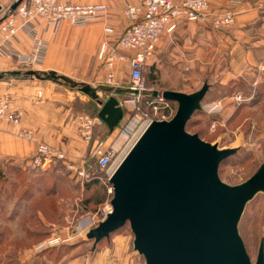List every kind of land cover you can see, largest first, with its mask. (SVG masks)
Here are the masks:
<instances>
[{
    "label": "crops",
    "instance_id": "crops-1",
    "mask_svg": "<svg viewBox=\"0 0 264 264\" xmlns=\"http://www.w3.org/2000/svg\"><path fill=\"white\" fill-rule=\"evenodd\" d=\"M56 1L76 5L103 4L108 6L109 12L104 18L94 20L84 27H74L67 21L56 27L44 28L43 25L41 29L45 31L43 38L47 50L43 64L36 67V71L55 72L77 83L87 84L98 89L100 97L107 95L106 100L113 92V96L123 102L127 98L130 84L129 64L120 66L121 73L116 72L117 86L114 90L106 84L107 70L97 56L104 42L114 45L124 33L129 26V20L124 14L125 8L137 5L139 0ZM208 1L210 13L214 15L232 10L235 13L234 24L228 30H214L201 22L183 19L177 22L173 33L164 34L151 61L154 75L159 76L162 84L168 82L171 86V89L164 92L192 94L176 89L174 85L178 80L175 79L185 75L184 65L189 66L188 71H185H193L190 75L186 74V77H192L198 71H207L211 52L217 51L223 55L228 50L233 51L235 58L230 64L235 65L231 66V71L223 73V76L232 77L243 64L240 63L241 56H249L252 52L257 56L258 51L264 49V10L259 9L264 0ZM14 3L15 0H0V25ZM105 28L114 30V34L106 35ZM2 46L0 31V73L24 74L18 71L17 55L34 49L32 37L19 30L8 50L10 54L5 53ZM257 58L258 64H264L263 59ZM7 77L12 79L7 80ZM69 88L24 75L6 76L0 80V97L8 98L14 110L24 113L21 128L34 132L37 142L65 152L69 162L82 165L91 147L82 142L76 118L83 114L82 105L88 101ZM149 89L157 90L154 87ZM97 106L100 110L101 106ZM117 130L110 135L104 124L97 126L95 140L106 141L108 145L118 135ZM35 152V143L16 137L11 125L0 122V249L6 247L7 251L1 254L14 256L9 264H60L58 260L50 261V253L59 248L36 253L35 246L54 237H74L81 234L82 229L89 232L90 219L95 215L90 209L92 198H88L84 206L87 210L85 216L76 219L80 211L76 200L91 195V190L96 186L81 184L76 173L69 170V162H57L47 169L31 171L30 163ZM0 264H3L2 260ZM61 264H66V261Z\"/></svg>",
    "mask_w": 264,
    "mask_h": 264
},
{
    "label": "water",
    "instance_id": "water-1",
    "mask_svg": "<svg viewBox=\"0 0 264 264\" xmlns=\"http://www.w3.org/2000/svg\"><path fill=\"white\" fill-rule=\"evenodd\" d=\"M22 1L15 2L11 12ZM20 75L67 85L97 100L98 118L110 135L124 119L115 96L101 101L98 89L55 72L0 73V80ZM210 88L206 82L192 94L162 93L177 105L176 114L169 121H153L112 175L113 212L86 235L94 249L128 225L134 251L145 264H264V239L253 263L239 232L247 205L264 194V165L244 183L228 185L219 169L238 149H219L187 131Z\"/></svg>",
    "mask_w": 264,
    "mask_h": 264
},
{
    "label": "built area",
    "instance_id": "built-area-1",
    "mask_svg": "<svg viewBox=\"0 0 264 264\" xmlns=\"http://www.w3.org/2000/svg\"><path fill=\"white\" fill-rule=\"evenodd\" d=\"M259 9L264 10V2L259 5ZM108 12V6L103 4L76 5L59 3L56 0H23L14 12H8L0 25L3 43L1 48L10 54L12 41L18 31H25L32 37L34 49L26 54H18L17 61L21 66L38 67L43 64L47 50V43L43 38L44 30L41 29L43 25L44 28L56 27L67 21L74 27H84L94 20L104 18ZM124 14L129 20V26L114 45L104 42L97 56L107 70L106 84L115 88L114 90L117 86L118 65L128 63L130 68L127 98L120 102L124 109V119L118 128V139L124 138L128 140V144L120 155L115 143L107 145L106 141L95 140L96 127L103 125L98 116L83 113L77 116L76 122L82 142L91 147V150L82 165H77L74 161L69 162L68 154L43 142H37L34 132L21 128L24 113L14 110L8 98L0 97V122L11 125L16 137L36 144V152L30 163L31 171L47 169L57 162H69V170L76 173L81 184L101 182L107 188L109 196H113L110 179L123 161L121 158L124 154L127 155L153 121H169L173 118L172 103L167 102L161 92L154 96L153 93L158 91L149 89L144 75L163 35L173 33L177 22L183 19L201 22L214 30H224L235 21V13L232 10L221 15L210 13L208 0H139L137 5H128ZM105 34L113 35L114 30L105 28ZM111 96L113 92L110 93ZM112 212L111 201H108L92 216L89 227L101 223ZM87 233L85 232L86 235ZM79 236L81 234L74 237ZM67 239H48L36 246L35 252L40 253L56 247L67 242Z\"/></svg>",
    "mask_w": 264,
    "mask_h": 264
},
{
    "label": "rangeland",
    "instance_id": "rangeland-1",
    "mask_svg": "<svg viewBox=\"0 0 264 264\" xmlns=\"http://www.w3.org/2000/svg\"><path fill=\"white\" fill-rule=\"evenodd\" d=\"M257 57L264 62V49H260L257 56H254L253 52L249 56L246 54L241 56L239 59L243 64L238 67L235 75L228 77L223 76V73L231 71V66L235 65V63L230 64V61L235 58L233 51L228 50L223 55L214 51L211 52L207 71L204 73L198 71L192 77H186V74L190 75L193 71L187 72L189 66L184 65L183 69L187 70H184L185 75L175 79L178 81L174 87L189 93L199 91L206 82L211 85L203 102V109L194 114L187 125V131L192 135L197 134L207 143L217 145L219 149H238L237 154L225 160L219 169L220 179L231 186L244 183L261 165H264V64H258ZM127 64L120 63L117 71H120L121 65ZM37 69L19 65L18 71L24 73ZM144 75L149 88L154 87L157 89L155 91L161 93L171 89L168 82L164 85L159 81V76L154 75L152 62L148 63ZM8 79L12 78L7 77ZM63 86L69 88L67 85ZM69 89L88 101L82 105L83 113L92 116V105H97V100L91 99L77 89ZM106 97L107 95L99 96L101 101H106ZM171 108L174 116L177 105L172 103ZM119 133L120 130H117V134ZM115 136L116 138L109 141V145L115 143V148L120 155L126 148L128 140L120 138L118 142V135ZM105 188L104 184L99 183L95 189L91 190V195L76 200L77 209H80L76 219L85 216L87 210L84 206L88 198H92L90 206L92 214H96L102 205L111 201L112 196H108ZM97 225L89 227V224L88 227L91 230ZM239 232L251 261L255 263L260 242L264 239V194H259L247 205L239 224ZM133 241L134 236L127 225L112 234L109 240L100 242L94 249L93 241L87 239L85 230L82 229L81 236L71 237L67 242L51 248V250L57 248L60 250L50 253L52 259L50 261L58 260L60 264L64 260L66 264H145L144 258L134 251ZM6 249V247L0 249V260L3 264H9L10 260L14 259V256L1 254L7 251Z\"/></svg>",
    "mask_w": 264,
    "mask_h": 264
},
{
    "label": "trees",
    "instance_id": "trees-1",
    "mask_svg": "<svg viewBox=\"0 0 264 264\" xmlns=\"http://www.w3.org/2000/svg\"><path fill=\"white\" fill-rule=\"evenodd\" d=\"M92 110H93V115L92 116H98V113H99V108H98V106L97 105H92ZM87 184H89V183H87ZM90 184H92V185H95V186H98V181H94V182H90Z\"/></svg>",
    "mask_w": 264,
    "mask_h": 264
},
{
    "label": "bare ground",
    "instance_id": "bare-ground-1",
    "mask_svg": "<svg viewBox=\"0 0 264 264\" xmlns=\"http://www.w3.org/2000/svg\"><path fill=\"white\" fill-rule=\"evenodd\" d=\"M129 151H130V150H129ZM126 152H127V151H126ZM127 154H128V153H127ZM124 155H125V156H123V158H121V160L124 159V158L126 157V154H124Z\"/></svg>",
    "mask_w": 264,
    "mask_h": 264
}]
</instances>
